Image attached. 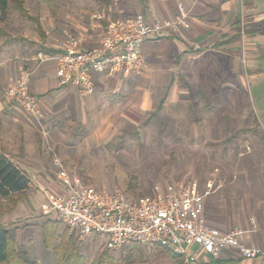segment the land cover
Returning <instances> with one entry per match:
<instances>
[{
  "label": "rangeland",
  "instance_id": "obj_1",
  "mask_svg": "<svg viewBox=\"0 0 264 264\" xmlns=\"http://www.w3.org/2000/svg\"><path fill=\"white\" fill-rule=\"evenodd\" d=\"M21 2L40 27L12 1L0 10L6 33L0 35V154L31 180L23 192L0 197V227L9 231L5 264H213L175 258L155 246L112 249L103 236L69 233L39 209L42 190L58 186L54 154L69 175L97 189L137 195L157 182H196L202 189L210 181L204 202L209 225L247 230L254 220L264 230V43L255 64L241 50L240 67L234 63L239 69L233 71L213 46L176 63L177 42L191 41L190 33L176 35L177 42H146L141 74L99 77L94 94L100 99L91 105L87 98L81 105L73 87H65L61 97L52 94L58 96L49 99L48 110L41 107L36 120L6 96L10 79L34 70L67 36L95 45L110 21L144 13L148 0ZM242 18L227 22L241 46L257 28ZM39 52L38 59H27Z\"/></svg>",
  "mask_w": 264,
  "mask_h": 264
},
{
  "label": "built area",
  "instance_id": "obj_2",
  "mask_svg": "<svg viewBox=\"0 0 264 264\" xmlns=\"http://www.w3.org/2000/svg\"><path fill=\"white\" fill-rule=\"evenodd\" d=\"M188 11L181 5L173 18L158 19L138 13L110 21L99 41L86 47L77 36H67L55 61V79L60 87H73L80 98L94 94L96 77H130L144 70L141 53L150 38L177 35L185 28ZM30 72L21 70L8 84L6 96L28 116L39 119L38 99L28 89ZM57 188L43 189L40 211L57 220L79 238L103 236L112 249L126 244L161 246L189 261L219 259L233 251L248 260L264 256V250L249 243L244 231L234 228L224 232L209 225L204 218V202L211 182L204 188L196 182L155 183L145 194H126L97 189L77 175H69L54 154Z\"/></svg>",
  "mask_w": 264,
  "mask_h": 264
},
{
  "label": "crops",
  "instance_id": "obj_3",
  "mask_svg": "<svg viewBox=\"0 0 264 264\" xmlns=\"http://www.w3.org/2000/svg\"><path fill=\"white\" fill-rule=\"evenodd\" d=\"M179 5H181L185 10L187 11L189 10L186 19L187 20L186 26L185 28H183V30H181V33H179V35L182 37L183 32L190 33L191 34L190 37H192V39H190L191 41L178 40L177 42L175 38L176 35H163L157 38H150L147 39L141 47L142 56H143L144 45L146 42L167 38L173 40L174 42L176 41L177 44L179 45L180 51L176 55V63L179 62L183 57L186 56L190 57L189 55H192L193 53L195 54L196 51L203 50L205 48L207 49L209 48V46H213L214 50L216 49L215 51L217 53H222L223 55L226 56L228 67L233 71H237L239 69L237 68V70H235L236 67H234V63L235 65L238 63V67H240L239 66L240 52L241 50L244 51V49L246 50L247 60L250 63L255 64V59H256L255 56H257L256 52L261 49L260 47H262L263 46L262 43H264V0H245V2H243L242 0H196L195 2H193V0H148V3L145 4L146 8L144 9L145 10L144 14L152 15L158 19L173 18L178 14ZM28 16L30 15L28 14ZM32 18L36 19V21L34 22L36 23L37 28L40 27L38 24V19L36 17H32ZM240 18H242V20L246 23H251L257 26L256 30L251 31V34H249L248 39L244 41L243 46L240 45V42L232 40L231 38L232 34L230 33V28H229V23L231 21L239 20ZM2 32H3L2 36H5L6 33L4 31ZM219 37L221 39H219ZM99 39L100 38H98V41ZM98 41L95 42L97 43ZM58 49L57 50H54L52 48L48 49V52L53 53L51 56L44 55V59L41 58H40L41 60L39 59L41 63H39V65L34 70L32 71L26 70L30 72L28 89L30 93H32L34 96L37 97L38 105L40 109L41 107L43 108L47 106L46 109L48 110L49 99L50 100L54 99V97H57L58 95L59 97H61V95H64L63 88L65 87H60L57 84V81L54 76L55 61L51 59V57L58 52ZM40 56L41 53L39 52L37 57L32 56V57H28L27 59L29 61L30 60L34 61L35 59H38V57ZM195 57H197V55H195ZM50 60H52L51 62L52 65L45 66L44 68H42V64ZM34 75L35 78L31 80ZM99 77L105 78L110 76H105L100 74L96 77V82L99 80L98 79ZM13 78L10 79V82L13 80ZM110 78L118 79L119 77H110ZM169 82H170L169 85H172L173 79L171 78ZM54 92H58L59 94L52 95ZM75 95L78 97L76 92ZM95 95L96 94H92V96H88L90 97L89 99L88 97H85L87 98L86 99L87 104L89 103V105H91L93 99L94 100L100 99L97 95L96 96ZM78 98L82 100L80 102L81 105L83 106L86 105V102H84L85 98H80V97ZM162 101L163 100L160 101V106L163 103ZM18 167L21 169L20 166ZM29 180L31 179L29 178ZM203 213L205 218V206ZM250 226L251 227L248 228L247 230H242L244 231V235L245 233H247V235L245 236V240L264 250V230H257L254 220L250 222ZM201 260L204 263H213V264H264V256L245 260L242 259L239 255H237V253L233 251H225L222 254V256L219 259H217V261L219 262H215V260H210L207 257L201 258Z\"/></svg>",
  "mask_w": 264,
  "mask_h": 264
},
{
  "label": "trees",
  "instance_id": "obj_4",
  "mask_svg": "<svg viewBox=\"0 0 264 264\" xmlns=\"http://www.w3.org/2000/svg\"><path fill=\"white\" fill-rule=\"evenodd\" d=\"M16 4L17 8L22 11L23 15L33 21L35 18L28 16L23 10L22 0H0V10L4 11L10 2ZM3 32L0 30V35ZM30 180L28 176L17 165L11 162L4 154H0V197H6L11 194L20 193L29 187ZM158 247L159 251L169 253L171 250ZM173 257L181 255L172 253ZM9 260V231L0 227V264H5ZM215 262H219L215 260Z\"/></svg>",
  "mask_w": 264,
  "mask_h": 264
}]
</instances>
